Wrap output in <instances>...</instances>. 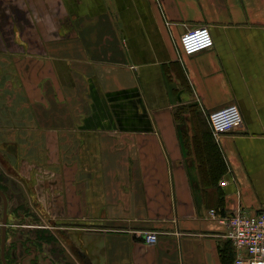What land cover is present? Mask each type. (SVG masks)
Segmentation results:
<instances>
[{"label": "crops", "instance_id": "obj_1", "mask_svg": "<svg viewBox=\"0 0 264 264\" xmlns=\"http://www.w3.org/2000/svg\"><path fill=\"white\" fill-rule=\"evenodd\" d=\"M0 168V264H224L210 211H264V0H0Z\"/></svg>", "mask_w": 264, "mask_h": 264}, {"label": "built area", "instance_id": "obj_2", "mask_svg": "<svg viewBox=\"0 0 264 264\" xmlns=\"http://www.w3.org/2000/svg\"><path fill=\"white\" fill-rule=\"evenodd\" d=\"M180 46L185 55L191 56L213 48L214 38L208 27H201L185 33L180 39ZM209 124L213 135L218 138L239 129L243 117L237 105H229L211 113ZM227 184V181L221 182L223 187ZM210 216L227 227L225 238L233 246L234 264H264V211L255 215L236 213L225 216L213 209ZM145 234L146 243H157V233Z\"/></svg>", "mask_w": 264, "mask_h": 264}, {"label": "trees", "instance_id": "obj_3", "mask_svg": "<svg viewBox=\"0 0 264 264\" xmlns=\"http://www.w3.org/2000/svg\"><path fill=\"white\" fill-rule=\"evenodd\" d=\"M219 166H220V163H219ZM229 244H230L229 252H227V253L222 252V258H223L224 264H234L235 253L233 250V246L231 245V243H229Z\"/></svg>", "mask_w": 264, "mask_h": 264}, {"label": "rangeland", "instance_id": "obj_4", "mask_svg": "<svg viewBox=\"0 0 264 264\" xmlns=\"http://www.w3.org/2000/svg\"><path fill=\"white\" fill-rule=\"evenodd\" d=\"M37 219V218H36ZM40 226V225H39ZM45 225H43L42 227H44ZM47 226V225H46ZM47 227H50V228H48V229H46V228H36V233L37 234H40L39 232H41L42 234H40V236L42 237V236H45V234H47V233H49L50 235H51V237L53 236V237H55V235H56V233H57V230L56 229H54V228H52L49 224H48V226ZM53 232H55V233H53ZM42 258H45V255L44 256H41ZM54 263L53 264H56V262L55 261H53Z\"/></svg>", "mask_w": 264, "mask_h": 264}, {"label": "flooded vegetation", "instance_id": "obj_5", "mask_svg": "<svg viewBox=\"0 0 264 264\" xmlns=\"http://www.w3.org/2000/svg\"><path fill=\"white\" fill-rule=\"evenodd\" d=\"M1 183L3 184L1 185ZM7 187H9V180L5 177L2 169L0 168V188L8 189Z\"/></svg>", "mask_w": 264, "mask_h": 264}, {"label": "water", "instance_id": "obj_6", "mask_svg": "<svg viewBox=\"0 0 264 264\" xmlns=\"http://www.w3.org/2000/svg\"><path fill=\"white\" fill-rule=\"evenodd\" d=\"M0 195L1 196H3V199H4V201H7V196H6V193L2 190V189H0ZM6 206H8V204H7V202H6ZM7 211H8V207H6V214H7ZM5 222H3V224H4ZM3 237H4V239H3V250L5 249V233L3 234ZM5 252V251H4ZM4 254V253H3Z\"/></svg>", "mask_w": 264, "mask_h": 264}]
</instances>
